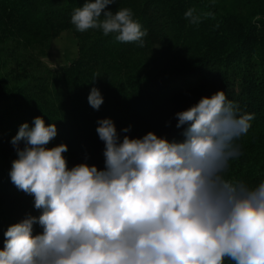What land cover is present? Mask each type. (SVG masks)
<instances>
[{
    "label": "clouds",
    "instance_id": "9594fccd",
    "mask_svg": "<svg viewBox=\"0 0 264 264\" xmlns=\"http://www.w3.org/2000/svg\"><path fill=\"white\" fill-rule=\"evenodd\" d=\"M114 3L85 0L71 23L143 47L147 30L131 9L109 10ZM184 15L200 22L194 9ZM87 99L95 110L104 102L96 87ZM175 116L182 141L154 132L121 140L110 118L99 120L102 170L87 163L69 169L68 146L47 147L55 123L37 116L32 127L20 125L9 176L41 214L9 226L0 264H264V179L249 185L225 175L241 155L233 141L249 131L254 114H239L217 91ZM34 224L41 233L33 235Z\"/></svg>",
    "mask_w": 264,
    "mask_h": 264
},
{
    "label": "trees",
    "instance_id": "16d2710c",
    "mask_svg": "<svg viewBox=\"0 0 264 264\" xmlns=\"http://www.w3.org/2000/svg\"><path fill=\"white\" fill-rule=\"evenodd\" d=\"M231 1L116 0L109 10L131 9L147 30L141 47L99 29L77 31L71 16L85 0H0V50H9L12 59L0 76V250L9 226L41 214L34 197L9 176L17 158L10 141L37 116L56 124L47 147L66 144L69 169L87 163L102 170L99 120L110 118L121 140L154 132L182 141L175 114L223 91L239 114H254L249 131L233 141L241 155L229 162L225 175L249 185L264 179V0ZM188 9L199 23L185 18ZM67 30L77 40L78 56L51 70L40 59ZM93 87L103 96L99 110L88 103ZM129 126L130 132H122ZM41 232L34 224L33 235ZM224 264L234 262L225 258Z\"/></svg>",
    "mask_w": 264,
    "mask_h": 264
},
{
    "label": "rangeland",
    "instance_id": "374dc122",
    "mask_svg": "<svg viewBox=\"0 0 264 264\" xmlns=\"http://www.w3.org/2000/svg\"><path fill=\"white\" fill-rule=\"evenodd\" d=\"M217 2H225L231 4V0H216ZM10 51L0 50V76L6 72L10 65ZM37 55V54H36ZM78 56V45L74 33L67 30L55 39L51 45L47 56L41 57L40 61L51 70H61L68 66Z\"/></svg>",
    "mask_w": 264,
    "mask_h": 264
}]
</instances>
